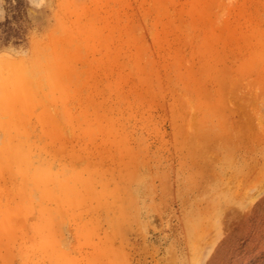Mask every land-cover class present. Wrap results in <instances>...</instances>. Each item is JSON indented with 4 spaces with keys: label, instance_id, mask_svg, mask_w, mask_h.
Returning a JSON list of instances; mask_svg holds the SVG:
<instances>
[{
    "label": "rangeland",
    "instance_id": "rangeland-1",
    "mask_svg": "<svg viewBox=\"0 0 264 264\" xmlns=\"http://www.w3.org/2000/svg\"><path fill=\"white\" fill-rule=\"evenodd\" d=\"M0 7V264H264V0Z\"/></svg>",
    "mask_w": 264,
    "mask_h": 264
},
{
    "label": "trees",
    "instance_id": "trees-1",
    "mask_svg": "<svg viewBox=\"0 0 264 264\" xmlns=\"http://www.w3.org/2000/svg\"><path fill=\"white\" fill-rule=\"evenodd\" d=\"M9 23H10L9 20H6L5 22L0 23V28H3V31H4L5 28H6V29H9V26H8ZM7 37H9L8 34H6V35L4 36V38H0V51H1L2 48L4 47V44L6 43V39H7Z\"/></svg>",
    "mask_w": 264,
    "mask_h": 264
},
{
    "label": "clouds",
    "instance_id": "clouds-1",
    "mask_svg": "<svg viewBox=\"0 0 264 264\" xmlns=\"http://www.w3.org/2000/svg\"><path fill=\"white\" fill-rule=\"evenodd\" d=\"M33 2V0H29V3H32ZM3 11V9H2V7H0V12H2Z\"/></svg>",
    "mask_w": 264,
    "mask_h": 264
}]
</instances>
